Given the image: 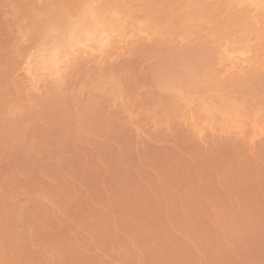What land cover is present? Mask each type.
<instances>
[{
    "label": "rangeland",
    "instance_id": "obj_1",
    "mask_svg": "<svg viewBox=\"0 0 264 264\" xmlns=\"http://www.w3.org/2000/svg\"><path fill=\"white\" fill-rule=\"evenodd\" d=\"M95 1L102 57L26 70ZM0 264H264V13L0 0Z\"/></svg>",
    "mask_w": 264,
    "mask_h": 264
},
{
    "label": "bare ground",
    "instance_id": "obj_2",
    "mask_svg": "<svg viewBox=\"0 0 264 264\" xmlns=\"http://www.w3.org/2000/svg\"><path fill=\"white\" fill-rule=\"evenodd\" d=\"M227 1L229 3L234 2L236 5L247 6L250 11L257 10V11H261V13H264V0H227ZM102 9H103L102 6L97 4V2L96 3L93 2L90 4L86 3L80 6L78 8L77 18L72 23L69 24L68 29H66L64 33H61L59 36L57 37L54 36L56 38H54L55 40L54 41L52 40L53 42L49 44V48L47 49L42 48L43 50L40 49L37 50L40 53L37 56V58H35L33 68L27 67L28 69L26 70L47 72L49 76L59 79L60 75L63 72L64 62H66L67 57L70 54L73 55L75 51L81 50L80 52H82V55H86V54L88 55L91 53L96 55L98 53L97 56L102 57L103 52L105 51L104 49H106V46H108L107 44H109L108 41L110 35L114 34V32L117 33V31L118 33L119 32L121 33L120 31L121 27L120 29L118 27L114 28V26L110 27V24L115 25L116 22L115 23L112 22L113 24L109 21L107 22H109L110 24H107V22H105L106 18L105 19L103 18L105 12L103 14L101 11ZM243 20L245 22L246 17H244ZM117 25L118 24H116L115 26ZM248 27L246 29H248ZM120 35L121 34H119V36ZM236 44L240 45L238 51H235L236 48H231L230 50L223 49V52L225 53L224 58L226 60H230V64H231L230 66H232V68L239 67L241 68L240 70L242 71V67H244L243 64L249 63L248 62L249 58H247L249 55L247 56V54L249 53L250 50L247 49L248 45L246 46L243 39L240 42L233 41L232 39L229 41L227 40V43L224 46L236 47L234 46ZM77 48H79L80 50H78ZM93 49H95L97 53H93L95 52V50ZM234 54L237 55L233 56ZM29 71H27V73H29ZM234 109L232 108L230 109V111H234Z\"/></svg>",
    "mask_w": 264,
    "mask_h": 264
}]
</instances>
